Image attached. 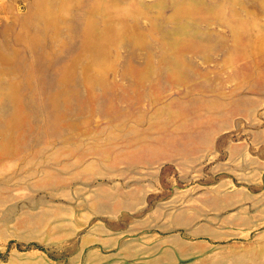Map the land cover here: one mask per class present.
<instances>
[{"label": "rangeland", "instance_id": "374dc122", "mask_svg": "<svg viewBox=\"0 0 264 264\" xmlns=\"http://www.w3.org/2000/svg\"><path fill=\"white\" fill-rule=\"evenodd\" d=\"M0 264H264V0H0Z\"/></svg>", "mask_w": 264, "mask_h": 264}]
</instances>
